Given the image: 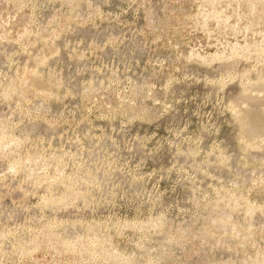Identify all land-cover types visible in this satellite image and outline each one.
I'll list each match as a JSON object with an SVG mask.
<instances>
[{"label": "rangeland", "instance_id": "374dc122", "mask_svg": "<svg viewBox=\"0 0 264 264\" xmlns=\"http://www.w3.org/2000/svg\"><path fill=\"white\" fill-rule=\"evenodd\" d=\"M211 1L0 0V264L264 249V144L245 147L264 132L237 105L264 79V5Z\"/></svg>", "mask_w": 264, "mask_h": 264}, {"label": "bare ground", "instance_id": "6f19581e", "mask_svg": "<svg viewBox=\"0 0 264 264\" xmlns=\"http://www.w3.org/2000/svg\"><path fill=\"white\" fill-rule=\"evenodd\" d=\"M4 1V0H3ZM5 1H7V0H5ZM211 1V0H210ZM220 1V0H219ZM246 1V0H245ZM2 2V1H1ZM213 2L215 3V1L213 0ZM212 1H211V3H213ZM218 2V1H217ZM247 2V1H246ZM258 2H262L263 3V5H264V0H258ZM257 2V3H258ZM20 3V2H19ZM207 3H208V1H207ZM219 3V2H218ZM248 3V2H247ZM15 5V4H14ZM23 5V4H22ZM212 5H214V4H212ZM246 5V4H245ZM262 5V6H263ZM26 6V5H25ZM264 7V6H263ZM74 9V8H73ZM255 9V8H254ZM253 10V9H252ZM262 10H264V9H262ZM74 11V10H73ZM82 11V10H81ZM223 11V10H222ZM260 11H261V8L259 9V14H260ZM77 12V11H76ZM254 12H256L255 10H254ZM8 14V13H7ZM216 14H218V13H216ZM263 13H261V15H262ZM30 15V14H29ZM151 15V14H150ZM152 16V15H151ZM210 16V15H209ZM211 16H213V15H211ZM214 16H216V15H214ZM214 16H213V18H214ZM203 17V16H202ZM255 17V16H254ZM76 18V17H75ZM147 18V17H146ZM252 19V18H251ZM152 20V19H151ZM157 20V19H156ZM209 20V19H208ZM219 20V19H218ZM215 21V20H214ZM155 22V21H154ZM159 22V21H158ZM183 22V21H182ZM250 24V23H249ZM151 25H153V24H151ZM202 26V25H201ZM215 28V27H214ZM163 30V29H162ZM247 30V29H246ZM160 31V30H159ZM41 32V31H40ZM162 32V31H161ZM27 33H29V32H27ZM49 33V32H48ZM259 34V33H258ZM23 35V34H22ZM158 35V34H157ZM32 36V35H31ZM208 36V35H207ZM25 37V36H24ZM208 38V37H207ZM18 39V38H17ZM263 39V38H262ZM208 40V39H207ZM227 45V44H226ZM235 45V44H234ZM260 45H261V43H260ZM253 46V45H252ZM251 49H249V51H250ZM34 51V50H33ZM191 51V50H190ZM231 51V50H230ZM260 51V50H259ZM42 52V51H41ZM234 52H236V51H234ZM255 52V51H254ZM257 52H258V50H257ZM257 52L255 53V54H257ZM261 52V51H260ZM33 53V52H32ZM191 53V52H190ZM264 54V53H263ZM243 55V54H242ZM246 55V54H245ZM261 55V54H260ZM217 58V57H216ZM41 59V58H40ZM191 59V58H190ZM200 59H202V58H200ZM215 59V58H214ZM259 59V58H258ZM263 59V58H262ZM261 59V60H262ZM31 60V59H30ZM203 60H204V58H203ZM43 61V60H42ZM41 61V62H42ZM202 61V60H201ZM43 63V62H42ZM37 65V64H36ZM23 70H25V68L23 69ZM34 72V71H33ZM34 74V73H33ZM163 74V73H162ZM31 75V74H30ZM34 76V75H33ZM29 78V77H28ZM31 78V77H30ZM33 78V77H32ZM37 78V77H36ZM35 78V79H36ZM14 79V78H13ZM34 79V78H33ZM38 79H40V78H38ZM258 80V79H257ZM27 81V80H26ZM26 81H24V83L26 82ZM46 81V80H45ZM23 82V81H22ZM40 82H42L41 84H43L44 83V81H40ZM47 82V81H46ZM14 83V82H13ZM20 83V82H19ZM45 84V83H44ZM58 84V83H57ZM39 85V83L37 84V86ZM49 85V84H48ZM42 86V85H41ZM56 86V85H55ZM40 87V86H39ZM152 87V86H151ZM13 88V87H12ZM22 88V87H21ZM19 89V88H18ZM244 89V88H243ZM10 90V89H9ZM51 90V89H50ZM50 90H48L49 92H50ZM154 90V89H153ZM246 90V89H245ZM250 91H248L247 90V92H245V93H242L241 94V97H239V101H238V103H237V105L238 106H240V112H239V121H242L244 124H243V129L242 130H244V131H249V130H251V131H254V133L256 132V133H260V132H264V79H259L256 83H254V84H252V82H251V88L249 89ZM17 91V90H16ZM35 91V90H34ZM165 91V90H164ZM11 92V91H10ZM53 92V91H52ZM164 93V92H163ZM239 93H241V91L239 92ZM21 94V93H20ZM32 94V93H31ZM7 95V94H6ZM10 95V93L8 94V96ZM240 95V94H239ZM21 96V95H20ZM53 96V95H52ZM56 96V95H55ZM233 96V95H232ZM22 98V97H21ZM123 98V97H122ZM106 99V98H105ZM132 101V100H131ZM132 103V102H131ZM144 103V102H143ZM133 104V103H132ZM135 104V103H134ZM155 104V103H154ZM123 105V104H122ZM232 105V104H231ZM108 108V107H107ZM133 108V107H132ZM135 109V108H134ZM123 110V109H122ZM233 110H236L237 111V109H233ZM126 112V111H125ZM238 113H236V115H237ZM142 115V114H141ZM236 117V116H235ZM242 122H240V123H242ZM244 131H242L243 133H244ZM249 134V133H248ZM261 134V133H260ZM260 134H257V135H255V136H251V137H249V139H247V142H246V146L245 147H260V146H262L263 144H264V140H263V136L262 135H260ZM244 135V134H243ZM3 136V135H2ZM259 136H262L261 138H259ZM242 137V136H241ZM4 138V137H3ZM3 138H1V136H0V146H2V144L4 143V140H3ZM244 141V140H243ZM243 141H241V142H243ZM243 146V145H242ZM263 147V146H262ZM261 149V148H260ZM13 166H16V164L14 165L13 164ZM12 167V166H11ZM256 167V166H255ZM12 168H14V167H12ZM257 170V169H256ZM260 173V172H259ZM263 175V174H262ZM263 179V178H262ZM254 186V185H253ZM231 190V189H230ZM237 190V189H236ZM235 190V191H236ZM240 192V191H239ZM225 193V192H224ZM223 194V193H222ZM237 194V193H236ZM225 195V194H224ZM227 195H228V193H227ZM226 195V196H227ZM229 195H230V193H229ZM223 196V195H222ZM236 196V195H235ZM249 196V195H248ZM221 197V196H220ZM223 199V198H222ZM247 199L245 198V195L244 194H242V193H239L238 194V197H237V201L239 202V201H242L243 203H246L247 201H246ZM221 201V200H220ZM219 201V202H220ZM231 202V201H230ZM236 202V201H235ZM255 202V201H254ZM229 203V202H228ZM243 203H241V204H243ZM234 204V203H233ZM232 204V205H233ZM212 205V204H211ZM210 205V206H211ZM229 205V204H228ZM245 205V204H244ZM213 206V205H212ZM236 206V205H235ZM207 207V206H206ZM212 208V207H211ZM243 208V207H242ZM248 208V207H247ZM246 208V209H247ZM236 209V208H235ZM229 210V209H228ZM209 211V210H208ZM212 211V210H211ZM210 211V212H211ZM249 211H251V210H249ZM228 212V211H227ZM231 212V211H230ZM241 212V211H240ZM248 212V211H247ZM243 213V212H242ZM249 213H251V212H249ZM248 213V214H249ZM217 214V213H216ZM225 214V213H224ZM247 214V215H248ZM226 215H227V213H226ZM229 215V214H228ZM251 215V214H250ZM159 218V217H158ZM218 218H220V217H218ZM230 218V217H229ZM214 219V221H213V223L216 221L215 220V218H213ZM161 220V219H160ZM159 219H158V221H160ZM210 220V219H209ZM212 220V219H211ZM165 221V220H164ZM221 224H222V226L225 228V227H230L231 228V233L232 232H234L235 231V226L234 225H230V221H229V219H228V216L226 217V218H220L219 220H218ZM153 222H155V220L153 221ZM156 222H157V219H156ZM155 222V223H156ZM151 223V222H150ZM150 223H145V224H149L150 225ZM216 223V222H215ZM238 223V222H237ZM132 224V223H131ZM142 224V223H141ZM140 224V225H141ZM249 224H251V223H249ZM151 225H152V223H151ZM156 225H157V223H156ZM155 225V226H156ZM158 225H160L159 223H158ZM157 225V226H158ZM230 225V226H229ZM248 225V224H247ZM130 226V228H131V226L132 225H129ZM156 226V227H157ZM218 226V225H217ZM239 226V225H238ZM237 226V227H238ZM247 227H250V226H246L245 227V230H244V228H243V230L244 231H242V232H245V235H247L248 234V236H246L247 238H249V234L250 235H252L251 234V232H250V229L249 228H247ZM251 227H253V226H251ZM133 228V227H132ZM141 228V227H140ZM147 228V227H146ZM149 228V227H148ZM219 228H220V225H219ZM230 228H228V230L230 229ZM246 228L248 229L247 231H246ZM151 230H152V228H150ZM211 229V228H210ZM222 229V228H221ZM220 229V230H221ZM137 230V229H136ZM141 230V229H140ZM147 230V229H146ZM238 230V233L241 231L239 228L237 229ZM236 230V231H237ZM240 230V231H239ZM253 230V229H252ZM159 231V230H158ZM171 231H172V229H171ZM176 231V230H175ZM222 231H226V230H222ZM242 232L240 233L241 235H242ZM178 233V232H177ZM188 233V232H187ZM201 233V232H200ZM204 233H205V231H204ZM228 233V232H227ZM256 233V232H255ZM225 234V233H224ZM223 234V235H224ZM230 234V233H229ZM239 234V235H240ZM257 234V233H256ZM264 234V233H263ZM50 235V234H49ZM193 235H195V234H193ZM203 235V234H202ZM219 235V234H218ZM237 235V234H236ZM239 235H237V236H239ZM207 236V235H206ZM242 236H244V235H242ZM253 236V235H252ZM53 238V237H52ZM204 238V237H203ZM206 238V237H205ZM47 239V238H46ZM51 238H49L48 240H50ZM54 239V238H53ZM198 239V238H197ZM239 239H242V238H239ZM243 239H244V237H243ZM45 240V239H44ZM47 240V241H48ZM98 240V239H97ZM242 241V240H241ZM53 242V241H52ZM59 242V241H58ZM57 242V243H58ZM36 243H38L37 241H36ZM44 243V242H43ZM48 243H49V241H48ZM201 243V242H200ZM35 244V243H34ZM75 244V243H74ZM73 244V245H74ZM81 244V243H80ZM91 244V243H90ZM96 244V243H95ZM36 245V244H35ZM38 245V244H37ZM43 245H45V244H43ZM47 245V244H46ZM54 245V244H53ZM69 245V244H68ZM78 245V244H77ZM91 245H93L91 248H89V249H91V250H88V251H92V252H94L95 250H96V247L97 246H95L94 244H91ZM78 246H80V245H78ZM84 246V245H83ZM89 246V245H88ZM33 247V246H32ZM42 247V246H41ZM54 247V246H53ZM59 247V246H58ZM63 247V246H62ZM87 247V246H86ZM90 247V246H89ZM39 248V247H38ZM79 249L81 248V246L80 247H78ZM78 248L76 249V247L74 248V249H76V250H78ZM263 248H264V246H263ZM30 249V248H29ZM28 249V250H29ZM35 249V248H34ZM53 249V248H52ZM82 249V248H81ZM85 250H87L86 248H84ZM100 251V250H99ZM106 251V250H105ZM115 251V250H114ZM23 252H25V251H23ZM106 253V252H105ZM114 253V252H113ZM87 255V254H86ZM108 255V254H107ZM114 255V254H113ZM26 256V255H25ZM111 256V255H110ZM109 256V257H110ZM101 257V256H100ZM113 257V256H112ZM123 257V256H122ZM115 258V257H114ZM126 258V257H125ZM118 259V258H117ZM125 260V259H124ZM126 262V261H125ZM129 262H130V259H129ZM129 262H126L125 264H129ZM124 263V262H123ZM131 263V262H130ZM249 264V263H248ZM250 264H264V249H262V250H260V251H258L257 252V254H256V256H255V258H254V260L253 261H251L250 262Z\"/></svg>", "mask_w": 264, "mask_h": 264}]
</instances>
